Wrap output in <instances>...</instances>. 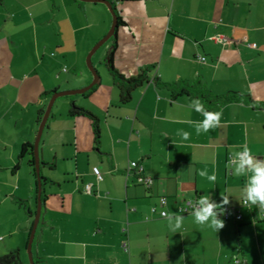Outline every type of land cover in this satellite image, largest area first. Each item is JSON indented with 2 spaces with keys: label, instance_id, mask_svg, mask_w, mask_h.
<instances>
[{
  "label": "crops",
  "instance_id": "crops-1",
  "mask_svg": "<svg viewBox=\"0 0 264 264\" xmlns=\"http://www.w3.org/2000/svg\"><path fill=\"white\" fill-rule=\"evenodd\" d=\"M110 1L125 22L116 30L113 54L120 74L129 78L151 68V79L163 84L200 82L215 95L238 92L257 105L221 107V126L197 136L188 121L204 117L189 108L191 100H173L153 82L121 104L108 73H100L93 91L66 99L54 113L56 100L39 144L45 197L32 244L36 263L264 264V220L256 206H241L247 177L227 167L233 145H247L264 159V0ZM104 7L0 0V256L18 250L27 263L37 187L28 158L13 168L21 146L33 145L42 94L92 81L85 59L111 26ZM217 34L228 43L210 40ZM108 41L105 55L114 38ZM72 104L98 119L97 143L88 117L68 115ZM177 129L190 138L177 136ZM133 161L153 180L150 190L133 176L125 178ZM94 167L103 176L98 183ZM205 168L209 175L215 171L214 183L199 175ZM85 184H93L92 194L84 193ZM205 194L217 203L228 195L224 207H240L241 220H224L225 227L214 232L188 214L174 233L165 218L150 212L160 196L167 212L176 213L180 203Z\"/></svg>",
  "mask_w": 264,
  "mask_h": 264
},
{
  "label": "clouds",
  "instance_id": "clouds-1",
  "mask_svg": "<svg viewBox=\"0 0 264 264\" xmlns=\"http://www.w3.org/2000/svg\"><path fill=\"white\" fill-rule=\"evenodd\" d=\"M189 108L204 117L203 120L188 121L194 127L197 136L221 126L222 113L209 112L198 98L190 102ZM176 135L180 136L183 140H188L191 133L183 129H177ZM237 147H240L242 150H234ZM227 167L233 175L247 177L241 191L240 203L242 202V205L256 206L259 209V213L264 214V159L254 157L247 145H233L229 151ZM199 175L210 182L214 183L216 181L215 171L209 175L208 170L205 168L199 172ZM229 203L228 195H221L220 203L214 201L209 194L202 195L192 202L191 207L193 211L191 212V216L197 225L206 226L214 232H218L225 227V222L220 216L226 211L224 206ZM184 211L185 209L181 208L178 213H162V216L167 221L168 228L172 232L176 233L182 228L185 218L180 213Z\"/></svg>",
  "mask_w": 264,
  "mask_h": 264
},
{
  "label": "trees",
  "instance_id": "trees-1",
  "mask_svg": "<svg viewBox=\"0 0 264 264\" xmlns=\"http://www.w3.org/2000/svg\"><path fill=\"white\" fill-rule=\"evenodd\" d=\"M78 4H82V2L78 0H74ZM109 2L112 4L116 14H117V25H125V22L121 19V17L118 15V12L115 7V3ZM115 37H114V43L112 44L110 52L105 56L104 58V65L106 67L107 73L110 76L113 85L118 89L119 92V102L121 104L127 103L130 98H131V93L136 90L137 88L142 87L144 84L153 82L154 85L157 88H165L171 93V98L173 100L177 99L178 97L185 96L189 100L193 99H201L203 100V105L206 110L209 112H216L218 111L221 107L231 104V103H244L247 105H257L249 95H243L238 92H227L226 94L223 95H215L212 92H210L203 84L200 82H195L193 84H187L184 82H181L180 84H163L158 78H152L150 76L151 68H146L142 70L138 75L132 76L129 78H126L122 74H120L116 68L113 65V54L116 49V31H115ZM98 84V83H97ZM97 84L87 92L90 93L95 89ZM52 95V92H45L42 94V98L45 99V103L43 104L42 108L38 110L37 117H36V124L39 125L41 118L43 116V113L46 109V106L48 104V101ZM68 115L73 117V116H86L92 121V128H93V135H94V141L97 143L99 140V127H98V119L91 114L90 112L78 108L75 105H71ZM27 159V165L29 166L31 170V174L34 178L35 184H36V174L34 171V161H33V154H32V144L31 143H25L21 146L17 163L14 166L13 170L16 171L19 168V163L24 159ZM42 181H44V178H41ZM42 187H43V182H42ZM37 188H35V191ZM44 192L42 189V194H41V201H42V206L44 202ZM26 207V206H25ZM24 207V208H25ZM32 219H34L35 212L31 213ZM33 221L31 223V228H32ZM30 228V230H31ZM30 234V231H29ZM35 264L36 261L34 259ZM0 264H23L20 258V253L18 250H11L8 253L0 256Z\"/></svg>",
  "mask_w": 264,
  "mask_h": 264
},
{
  "label": "water",
  "instance_id": "water-1",
  "mask_svg": "<svg viewBox=\"0 0 264 264\" xmlns=\"http://www.w3.org/2000/svg\"><path fill=\"white\" fill-rule=\"evenodd\" d=\"M81 2H87V3H101L104 4L110 15L112 18V22H111V26L108 30V32L106 33V35L99 40L90 50V52L88 53L87 57H86V64L87 67L92 75V81L84 88L81 89H77V90H65V91H60V92H53L48 104L46 106V109L43 113V116L41 118V121L38 125V129H37V133H36V137L34 139L33 145H32V154H33V161H34V171L36 174V187H37V195H36V210H35V215H34V220H33V224H32V228L30 230V234H29V238L27 241V245H26V253L28 256V260H29V264H35L34 262V257H33V252H32V244L34 241V237H35V232L40 220V216H41V211H42V201H41V194H42V176H41V162H40V157H39V144H40V139L43 133V130L45 129V125L46 122L48 120V118L50 117V113L52 110V107L55 103V101L59 98V97H68V96H74V95H83L85 93H87L88 91H90L98 82L100 79L99 74L97 73V71L93 68L92 63H91V58L92 55L96 52V50L103 45L106 41H108L110 38H114L115 37V31L118 28L117 25V14L112 6V4L108 1V0H78Z\"/></svg>",
  "mask_w": 264,
  "mask_h": 264
},
{
  "label": "built area",
  "instance_id": "built-area-1",
  "mask_svg": "<svg viewBox=\"0 0 264 264\" xmlns=\"http://www.w3.org/2000/svg\"><path fill=\"white\" fill-rule=\"evenodd\" d=\"M210 40H212L213 42H215L217 44L228 43V39L225 36L220 35V34L211 36ZM251 46L253 47L254 45H251ZM198 59L200 62H205L204 57H199ZM92 173L95 176L97 183L103 179V176H102L99 168L94 167L92 169ZM130 176L134 177L136 184L143 186L146 190H150L152 188L153 180L144 175V169H143L142 165L139 164L138 162L133 161V162L129 163L128 168L125 172V178L127 179ZM92 190H93V184H85L84 185V193L85 194H87V195L92 194V192H93ZM194 201H196V200H186V201L180 203L176 207V213L179 212V209L184 208L185 211L183 213H180L181 215L191 214V212L193 211L191 204ZM241 206L247 207L249 205H242L241 204ZM166 207H167L166 197L160 196V197H158L157 205L152 206L150 208V212L152 214H157L159 218L164 219V216H162V213L167 212ZM225 209H226V211L224 212V214L220 216L223 220H225V221H229L230 219H234L235 221L241 220L240 207H230V208L225 207ZM259 216H260V220H264V214L259 213ZM123 249L126 252L128 251L126 243L123 244ZM233 262L239 263V261L236 259H234Z\"/></svg>",
  "mask_w": 264,
  "mask_h": 264
},
{
  "label": "rangeland",
  "instance_id": "rangeland-1",
  "mask_svg": "<svg viewBox=\"0 0 264 264\" xmlns=\"http://www.w3.org/2000/svg\"><path fill=\"white\" fill-rule=\"evenodd\" d=\"M87 6H97V8H105L103 4H88L87 3ZM101 39V38H100ZM110 43L109 41L106 43H104L92 56L91 58V63H92V66L93 68L97 71V73L99 74L100 78H101V75H104V74H107V70H106V67L104 65V58H105V52H107V49L109 47ZM93 47V46H92ZM91 47V48H92ZM85 70L89 71L88 67H87V64H86V59H85ZM90 72V71H89ZM80 96L78 95H74V96H68V97H59L57 99V102L53 108V112L56 113V112H59L61 111V109H63V105L66 104V99H70V98H79ZM63 111V110H62ZM42 176V175H41ZM43 177V176H42ZM36 245V244H34ZM24 258L26 259L27 263L26 264H29V260H28V256H27V253L26 251L24 252Z\"/></svg>",
  "mask_w": 264,
  "mask_h": 264
}]
</instances>
